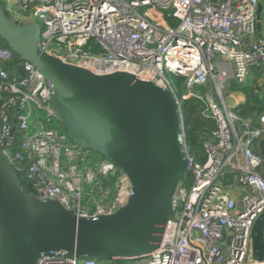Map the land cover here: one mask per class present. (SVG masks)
<instances>
[{
	"label": "built area",
	"instance_id": "built-area-1",
	"mask_svg": "<svg viewBox=\"0 0 264 264\" xmlns=\"http://www.w3.org/2000/svg\"><path fill=\"white\" fill-rule=\"evenodd\" d=\"M11 5L5 10L15 21L40 25L45 53L96 74L129 72L176 100L190 185L175 195V219L159 249L129 261L253 264V228L264 213V113L255 126L228 106L224 91L233 81L249 84L264 70L260 0H15ZM54 95L35 65L21 61L0 37V148L37 196L57 200L79 217L111 215L126 204L131 185L114 163L94 161L89 148L53 125L60 121ZM187 100L201 102L199 116L212 124L199 159L186 139ZM99 261L43 255L39 264Z\"/></svg>",
	"mask_w": 264,
	"mask_h": 264
},
{
	"label": "water",
	"instance_id": "water-1",
	"mask_svg": "<svg viewBox=\"0 0 264 264\" xmlns=\"http://www.w3.org/2000/svg\"><path fill=\"white\" fill-rule=\"evenodd\" d=\"M41 35L36 21L18 23L0 2V37L53 87L63 129L114 163L132 193L111 215L79 217L57 200L26 192L0 148V264H39L43 255L114 264L148 257L175 219L188 165L176 100L129 72L101 75L66 64L41 49ZM252 238L253 264H264V213Z\"/></svg>",
	"mask_w": 264,
	"mask_h": 264
},
{
	"label": "trees",
	"instance_id": "trees-1",
	"mask_svg": "<svg viewBox=\"0 0 264 264\" xmlns=\"http://www.w3.org/2000/svg\"><path fill=\"white\" fill-rule=\"evenodd\" d=\"M7 12V11H6ZM9 14V13H8ZM236 88L244 90L246 94V102L243 105L235 108L236 112L245 119L251 120L255 126H258V118L264 113V98H259L253 93V88L250 86H237ZM248 91H250L248 93ZM203 104L195 100H187L183 103V109L186 114V139L187 143L197 149L195 156L199 159V151L202 150L203 134L206 132L205 126H211L209 121L203 120L199 116V110ZM19 179L26 192L36 193L31 185L23 178V175L18 173ZM190 180L184 176L182 184H186Z\"/></svg>",
	"mask_w": 264,
	"mask_h": 264
},
{
	"label": "rangeland",
	"instance_id": "rangeland-1",
	"mask_svg": "<svg viewBox=\"0 0 264 264\" xmlns=\"http://www.w3.org/2000/svg\"><path fill=\"white\" fill-rule=\"evenodd\" d=\"M260 3H263L264 4V0H260ZM2 6L5 9V6L4 5H2ZM8 13H10V16L14 17L13 14H12V12L8 11ZM262 18H263L262 20L264 21V12L262 14ZM169 77L174 81V78L172 76H169ZM174 84L177 87V89L179 90L180 95H182V93H184L183 88H181V86L178 83H176V81H174ZM256 84H255L256 89H253V93H254V91H256V92H258L257 95H259L262 92H264V83H262V85H259L258 83H256ZM237 86H240V85H238L237 82L233 81V82H231L230 84H228L226 86V89L224 91V96H225L226 102H227L228 106L230 108H233V109L235 107L234 106L235 105V102H234V99L232 98V96H234L235 94H237V95H244L246 97V94H245L244 90L239 89V88H236ZM249 92L250 91H248V93ZM254 94L256 95V93H254ZM234 111L236 112V110H234ZM53 125H55L58 128L64 130L63 127H62L61 121H53ZM210 128H211V126H205V129L204 130L206 132H204V134H203V140L208 136V131H209ZM65 133L68 135V137H69V139L71 141H75L70 134H68L66 131H65ZM188 147H189V150H190L191 154L193 156H195V153H196L197 149L194 148L190 144H188ZM198 152H200V151L198 150ZM92 155H93L94 161H98V160H101L102 159V156H100L98 153H96L94 151H92ZM185 177H186V179L188 178L187 172L185 174ZM189 185H190V183L189 182H186V184L184 186L180 187V190H178V191H180V193L186 191L189 188ZM85 189L87 191H89L90 188L88 186H85ZM87 203H88V198L85 197L83 199V201H82V204L85 206ZM90 205H92L91 202H90ZM99 263L100 264H114L112 261H106V260H100ZM122 264H134V262L133 261H129V260H124Z\"/></svg>",
	"mask_w": 264,
	"mask_h": 264
},
{
	"label": "crops",
	"instance_id": "crops-1",
	"mask_svg": "<svg viewBox=\"0 0 264 264\" xmlns=\"http://www.w3.org/2000/svg\"><path fill=\"white\" fill-rule=\"evenodd\" d=\"M0 2L2 5L5 6L6 9H8L7 7L12 6L11 4L13 2H15V0H0ZM261 7H262V10H264V4L263 3H261ZM256 83H258L259 85H262V83H264V70H260V71L255 72V74H254V76L251 79L249 84L240 85V86H247L248 85V86L252 87L253 89H256V87H255ZM255 93L257 95L258 92L255 91ZM261 94H259L257 96L259 98H264V92H262ZM232 98L234 99V102H235L234 108H237L238 106L243 105L246 102V97L244 95L235 94L234 96H232Z\"/></svg>",
	"mask_w": 264,
	"mask_h": 264
}]
</instances>
